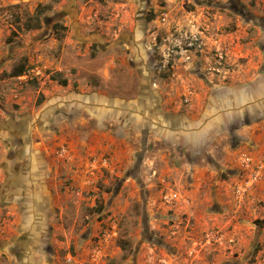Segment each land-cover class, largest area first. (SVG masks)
<instances>
[{"label": "rangeland", "instance_id": "1", "mask_svg": "<svg viewBox=\"0 0 264 264\" xmlns=\"http://www.w3.org/2000/svg\"><path fill=\"white\" fill-rule=\"evenodd\" d=\"M261 86L264 0H0V264H264Z\"/></svg>", "mask_w": 264, "mask_h": 264}, {"label": "flooded vegetation", "instance_id": "2", "mask_svg": "<svg viewBox=\"0 0 264 264\" xmlns=\"http://www.w3.org/2000/svg\"><path fill=\"white\" fill-rule=\"evenodd\" d=\"M13 138L15 144H19L18 141H21L20 143L23 144L22 138ZM23 153L20 154V151L16 150L11 154V157L15 162L10 166L11 169H9V171H5L6 179L4 183H2V190L4 189L5 191L0 197V208H2L7 202H14L18 204L19 207L23 208L24 204L27 202L25 199L27 197V184L29 182L30 171L26 170L27 165L25 163L26 161H24L25 156ZM20 243L21 240L12 241L10 243L14 249V255L20 254L18 251Z\"/></svg>", "mask_w": 264, "mask_h": 264}, {"label": "crops", "instance_id": "3", "mask_svg": "<svg viewBox=\"0 0 264 264\" xmlns=\"http://www.w3.org/2000/svg\"><path fill=\"white\" fill-rule=\"evenodd\" d=\"M141 60V59H140ZM150 83V82H149ZM148 82H147V84H149ZM142 84H146V83H142ZM141 84V86H142V88L144 89V86ZM155 86V87H154ZM262 88H260V91H259V89L258 88H256L255 90H256V92L254 93L255 95L256 94H259L258 96H260V98H261V100H260V102L262 103V107H261V105H260V114L262 115L261 116V124L262 125H264V94H263V92H264V87L263 86H261ZM142 88L140 87L139 89V97L140 98H142V97H145L144 99H142V101L144 100H146L147 101V99L148 98H146V95L144 94V93H142L141 91H142ZM150 91L152 92V93H155V94H158V89L157 88H159L158 86H157V84H154V83H150ZM261 89H262V91H261ZM143 91H145V90H143ZM252 94V93H251ZM252 98L254 99V100H256V99H258V98H254L253 96H252ZM249 99V98H248ZM253 99H252V101H253ZM132 102H134L133 100H132ZM131 102V103H132ZM219 102V101H218ZM144 105H147V103H144ZM225 107L226 106V104H224L223 102H219V104L217 103V104H215V105H212L211 106V108H210V111L211 110H214V111H217V109L219 108V107ZM142 106H140V108H141ZM151 111V112H150ZM150 114L153 112L152 111V108L150 109ZM160 112V109L159 108H155V112L154 113H158V115H160V116H156V118L154 117V119L152 120V121H154V122H152V126L153 127H158V125H157V120H159V121H163V124L162 125H169L170 126V128L172 129V133H174L175 134V138H177L178 140L182 137V135L180 136L179 135V133H186L185 132V130L184 129H186V128H188L189 126H190V121H189V119H188V113H187V111H184V110H181V109H169V111H162L161 110V113L162 114H160L159 113ZM167 112V113H166ZM141 116L143 117V114H141ZM152 119V118H151ZM215 120L216 119H214L213 121H214V123H215ZM257 122L259 121V119L258 120H256ZM154 123V124H153ZM252 124H256V122L255 123H252ZM251 124V125H252ZM206 126V128H207V130H209L210 128H208L207 126H212V123H207V125H205ZM184 130V131H183ZM171 134V133H170Z\"/></svg>", "mask_w": 264, "mask_h": 264}, {"label": "trees", "instance_id": "4", "mask_svg": "<svg viewBox=\"0 0 264 264\" xmlns=\"http://www.w3.org/2000/svg\"><path fill=\"white\" fill-rule=\"evenodd\" d=\"M44 11H45L44 7L36 9L35 14L32 15L29 18L25 28L27 30H31V29L39 27V25H40V16L43 14ZM25 70L26 69H25L24 65H20V66L14 67L13 71L11 72V75L12 76L22 75V74H24ZM50 79L56 80L61 85H66L67 84V79L60 77V73H55V74L51 75Z\"/></svg>", "mask_w": 264, "mask_h": 264}, {"label": "built area", "instance_id": "5", "mask_svg": "<svg viewBox=\"0 0 264 264\" xmlns=\"http://www.w3.org/2000/svg\"><path fill=\"white\" fill-rule=\"evenodd\" d=\"M190 39H191L190 44H195L196 41L198 40L197 37H195V36L191 37ZM199 46H200V45H199V42H198V47H199ZM248 164H249V158H247V162H246V165H248ZM261 168H262V165H258V167H257V173L260 172Z\"/></svg>", "mask_w": 264, "mask_h": 264}]
</instances>
